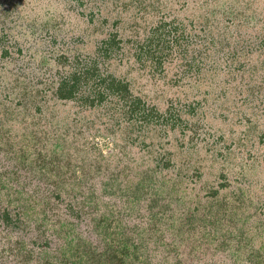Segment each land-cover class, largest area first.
Here are the masks:
<instances>
[{
    "label": "rangeland",
    "instance_id": "obj_1",
    "mask_svg": "<svg viewBox=\"0 0 264 264\" xmlns=\"http://www.w3.org/2000/svg\"><path fill=\"white\" fill-rule=\"evenodd\" d=\"M0 264H264V0H0Z\"/></svg>",
    "mask_w": 264,
    "mask_h": 264
},
{
    "label": "trees",
    "instance_id": "obj_2",
    "mask_svg": "<svg viewBox=\"0 0 264 264\" xmlns=\"http://www.w3.org/2000/svg\"><path fill=\"white\" fill-rule=\"evenodd\" d=\"M97 65L98 63L96 62L94 65L95 71H98V68H96ZM86 75L87 78L89 76H95V80L92 81L93 83L88 84L89 89H86V91L89 92V96L86 97L87 101H85L86 105L91 107L95 106L103 100H109L105 97L110 95L116 96V99L123 101L124 105L126 104L127 97L130 94L129 84L127 82L115 78L112 75H109L104 79L95 73H86ZM85 80L81 79L79 73L75 71L74 74L63 78L60 81L57 89V96L62 99L78 100L77 95L81 90H84L82 84Z\"/></svg>",
    "mask_w": 264,
    "mask_h": 264
}]
</instances>
